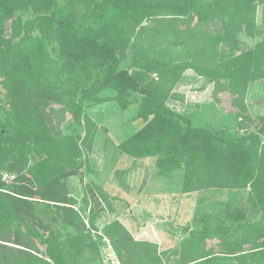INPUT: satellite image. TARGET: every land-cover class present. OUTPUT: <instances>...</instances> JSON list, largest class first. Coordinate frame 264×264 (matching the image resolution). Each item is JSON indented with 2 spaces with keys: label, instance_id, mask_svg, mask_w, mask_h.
<instances>
[{
  "label": "trees",
  "instance_id": "trees-1",
  "mask_svg": "<svg viewBox=\"0 0 264 264\" xmlns=\"http://www.w3.org/2000/svg\"><path fill=\"white\" fill-rule=\"evenodd\" d=\"M30 5L37 16L23 23L17 12ZM260 6L264 0H0V264H72L73 251L91 247L94 230L68 187L69 178L91 171L98 128L87 107L111 100L126 110L135 92L143 124L121 152L159 157L168 173L184 168L185 193L250 188L262 216L235 224L207 217L166 251L117 220L105 235L121 263L264 264V117L257 132L224 139L166 105L188 69L242 99L246 84L264 79V41L240 50L241 36H256ZM129 53L132 68L123 69ZM108 89L116 96L101 98ZM67 115L83 134L62 130ZM95 189L96 205L112 209Z\"/></svg>",
  "mask_w": 264,
  "mask_h": 264
},
{
  "label": "rangeland",
  "instance_id": "rangeland-1",
  "mask_svg": "<svg viewBox=\"0 0 264 264\" xmlns=\"http://www.w3.org/2000/svg\"><path fill=\"white\" fill-rule=\"evenodd\" d=\"M36 16L32 5L17 12V17L23 23ZM256 20V36H241L240 50L253 49L264 41L263 6L258 7ZM141 42L148 44L147 36ZM50 54L53 59H58L57 44L50 48ZM121 68H132L131 53ZM150 76L154 80L159 79L157 74L152 73ZM219 88L220 85L214 79L188 69L174 86L166 105L189 119L193 126L211 130L224 139H236L257 132L259 119L264 117V79L246 84L243 99L240 94L235 96L230 91H221ZM0 91L5 94L1 86ZM116 94L108 89L100 97L110 99ZM129 98L136 101L126 110L111 100L98 105L89 104L87 107L88 114L98 128L89 156L91 171L84 172L83 178H69L68 187L71 195L78 201L76 208L87 226L94 230L95 237L90 243L91 247L82 254L76 255L75 251L72 252V264H112L113 260L116 261L115 257L121 263L112 241L105 235V229L117 220L136 240L157 243L160 250L164 251L179 249L182 241L191 232L200 230L206 224L207 217L212 219L213 224H235L236 220L243 217L250 221L261 220L260 210L252 202L250 188H210L185 193L184 168L168 173L164 170L169 162L161 163L159 157L134 159L121 152L119 145L143 124L137 119V99L140 95L131 93ZM62 130L73 135L84 133L83 127L71 115H67ZM4 177L6 180L13 178L7 174ZM96 185L111 198L112 209L104 204L98 206L91 199V190L98 192ZM86 198H90L88 206L85 203ZM229 213L233 214L231 218H228ZM175 260L170 259L169 264H175Z\"/></svg>",
  "mask_w": 264,
  "mask_h": 264
},
{
  "label": "built area",
  "instance_id": "built-area-1",
  "mask_svg": "<svg viewBox=\"0 0 264 264\" xmlns=\"http://www.w3.org/2000/svg\"><path fill=\"white\" fill-rule=\"evenodd\" d=\"M111 249H112V246H111ZM115 259H116V261H112V264H121L120 262H119V260L117 259V257H115Z\"/></svg>",
  "mask_w": 264,
  "mask_h": 264
}]
</instances>
